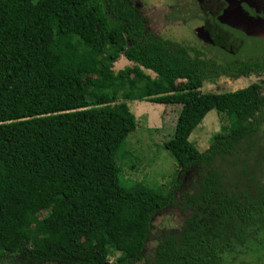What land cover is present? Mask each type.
I'll return each instance as SVG.
<instances>
[{"label": "trees", "instance_id": "16d2710c", "mask_svg": "<svg viewBox=\"0 0 264 264\" xmlns=\"http://www.w3.org/2000/svg\"><path fill=\"white\" fill-rule=\"evenodd\" d=\"M181 8L197 47L163 38L131 0H0V260L264 264V83L199 91L264 67L229 62ZM120 56L134 68L115 74ZM119 91L181 105L162 141L169 187L124 181L137 120ZM213 109L223 124L200 151L189 136Z\"/></svg>", "mask_w": 264, "mask_h": 264}, {"label": "rangeland", "instance_id": "374dc122", "mask_svg": "<svg viewBox=\"0 0 264 264\" xmlns=\"http://www.w3.org/2000/svg\"><path fill=\"white\" fill-rule=\"evenodd\" d=\"M132 1L141 4V11L152 20L151 27L163 38L171 39L183 45L198 46V35L193 28L187 26L185 10L181 8V5L179 6L177 0ZM248 1L246 2L247 5L253 3V0ZM247 5H241L240 9H245ZM250 8L252 9V7ZM133 68L132 62L120 56L113 63L111 70L116 74L119 71L132 70ZM88 70L91 71V67H88ZM143 71L151 77L155 76L150 70L143 69ZM86 81L85 78L84 80H76L75 84L81 86ZM251 83L263 84L264 71L258 75L250 74L248 77L243 76L238 79L221 75L213 80H204L199 91L201 93H222L246 87ZM181 88L176 91H181ZM97 99L94 101H98ZM115 100L127 103L137 120L136 129L128 135L122 146V155L124 156L119 162L121 163V175L124 181L127 184L141 182L154 189L169 187L175 178L177 168L173 157L162 147V141L172 134L181 105L157 104L145 98H132V95L121 91L117 93ZM222 124V116L213 109L204 116L201 123L192 131L189 140L200 151H204ZM45 214L46 212H42V216ZM158 222L167 224L169 216L159 219ZM117 256L116 253L111 254L109 264L114 263ZM20 262L29 264L26 260L21 261L19 255L0 260V264H18Z\"/></svg>", "mask_w": 264, "mask_h": 264}, {"label": "flooded vegetation", "instance_id": "af4514ba", "mask_svg": "<svg viewBox=\"0 0 264 264\" xmlns=\"http://www.w3.org/2000/svg\"><path fill=\"white\" fill-rule=\"evenodd\" d=\"M230 1L177 0L179 6L183 5L188 12H194L193 15L190 12V20L193 23L200 21L204 33L207 32L212 37L229 62L240 65L250 63L254 69H261L264 67V0H253L250 5L246 4L248 0H242L241 5H247L245 9H240L244 18L242 23L230 20L226 15ZM132 3L141 8V4L133 1Z\"/></svg>", "mask_w": 264, "mask_h": 264}, {"label": "water", "instance_id": "95a60500", "mask_svg": "<svg viewBox=\"0 0 264 264\" xmlns=\"http://www.w3.org/2000/svg\"><path fill=\"white\" fill-rule=\"evenodd\" d=\"M187 2H190V0H187ZM241 2L242 0L239 2L237 0H231L229 3L230 5L228 6L227 10H226V15L229 16L230 20H236L237 22H244V18L242 17V11L240 10L241 8ZM237 3V4H236ZM203 13V12H201ZM203 18H204V14H202ZM222 20V18H221ZM225 20V17H224ZM224 51V50H223ZM227 57H230L228 54H226Z\"/></svg>", "mask_w": 264, "mask_h": 264}]
</instances>
